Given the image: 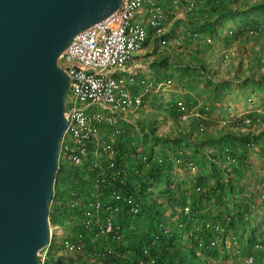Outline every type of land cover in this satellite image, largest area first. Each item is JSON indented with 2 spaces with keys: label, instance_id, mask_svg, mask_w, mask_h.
Instances as JSON below:
<instances>
[{
  "label": "rangeland",
  "instance_id": "374dc122",
  "mask_svg": "<svg viewBox=\"0 0 264 264\" xmlns=\"http://www.w3.org/2000/svg\"><path fill=\"white\" fill-rule=\"evenodd\" d=\"M191 1L194 3V10L201 2ZM195 17L196 13L193 12L174 16L164 27L162 37L167 39V44L162 46L158 37H150L145 47L134 56L129 70L137 72L141 78H147L151 86L144 94L143 106L136 117L120 119L113 116L114 126L120 129V134L111 136V145L115 151L116 148L122 147L124 155L135 149L137 153L123 157L124 161L130 168H139L144 173L149 171V166L154 161H170L168 172L175 182L173 189L184 195V201L172 206L168 201L161 199L164 204L157 207V211L161 213L163 220L167 217L168 222L176 224L180 233L191 235L194 241L203 245L208 253L197 250L199 256L207 257L211 264H264V238L260 235L259 227L260 224L264 228V82L245 79L250 75L245 52L243 64L237 69L235 47H239L240 40L235 41L232 38L231 46H226L222 40H215L209 35L212 46L210 51H197L195 49L201 48L199 44L184 41L186 36L199 34L196 25L191 24ZM258 23L260 24L259 21ZM239 24L240 21H230L227 27L234 33ZM227 34L231 35L230 32ZM258 38L263 39L264 36ZM251 43L253 41L244 45L249 46ZM164 57H167L166 60ZM204 61L206 64H203ZM187 63L203 65L204 69L211 70L213 75L210 74L209 77L206 71L201 73L199 70L187 69L184 65ZM262 66L258 64L257 68L264 73ZM236 76L240 79H236ZM167 80H170L168 86ZM178 101L183 102L186 107L185 120H181L183 113L176 108ZM152 113H160L161 116L157 117L159 125L150 129L145 118H151ZM171 117L176 118L184 129L182 134L172 125ZM248 117L252 119L250 128L245 126L248 125L245 122ZM191 122H203L202 134L211 135L214 139L225 138L226 135H220L222 127H235L242 123L241 133L244 135V141L239 140L240 142L235 144L237 153L245 155L244 181L248 184L247 190L255 195L256 203L251 212V216L256 217L254 232L250 231L244 221H239L233 212L234 207L221 186L226 180L224 170L214 167V161L206 153H200V148L205 147L202 140L196 138L198 140L194 143L188 136ZM223 122L226 125H223ZM103 132L110 134L109 127H105ZM235 133H240V130ZM232 140L236 142V139ZM209 144L211 149L214 148L213 142ZM222 146L223 144L219 146V151ZM144 153L146 162L141 165L139 160ZM100 160L105 161L104 158ZM162 173L163 170H160L158 187L151 191L155 196L153 201L158 200L156 196L164 186ZM75 176L69 169L57 170L53 201L63 205L68 203L71 192L79 188L80 179ZM132 183L137 186V183ZM220 195L223 196L222 199ZM52 206V203L49 204V207ZM240 208L236 205L234 209L238 211ZM77 215L78 212H72L65 227L54 226L49 221L52 241L48 248L39 252V256L52 249V253H55L57 258L60 257L58 255L63 253L60 248L61 239L72 235L76 228ZM142 216L140 214L134 221H130L128 238L123 242L126 245L137 241L142 228L149 226ZM118 218L117 222L121 223ZM250 226L254 227V224L251 223ZM121 240H124L123 232ZM105 245L103 239L98 240V249L102 251ZM80 258L81 260L65 263L97 264V258L93 256L83 255ZM56 262L50 261L48 264H57Z\"/></svg>",
  "mask_w": 264,
  "mask_h": 264
},
{
  "label": "water",
  "instance_id": "95a60500",
  "mask_svg": "<svg viewBox=\"0 0 264 264\" xmlns=\"http://www.w3.org/2000/svg\"><path fill=\"white\" fill-rule=\"evenodd\" d=\"M122 0H0V264H41L69 77L61 56Z\"/></svg>",
  "mask_w": 264,
  "mask_h": 264
},
{
  "label": "built area",
  "instance_id": "2783aa9c",
  "mask_svg": "<svg viewBox=\"0 0 264 264\" xmlns=\"http://www.w3.org/2000/svg\"><path fill=\"white\" fill-rule=\"evenodd\" d=\"M193 10L191 0H122L112 16L77 35L62 54L69 80L64 110L67 126L60 142L58 164L88 170L93 185L88 195L72 193L66 205L78 212L75 227L79 230L61 239L65 257L98 258L112 253L109 243H121L118 216L139 214L141 205L130 177L140 175L141 170L130 168L125 161L116 164L117 152L111 145V136L120 134V129L114 126L113 116L136 117L151 86L147 78L129 70L134 56L153 36L165 46L168 41L162 36L166 23ZM168 84L170 80L166 81ZM176 108L183 113L181 120H185L184 103L176 102ZM105 127H109L110 134L103 132ZM108 182L113 188L104 192ZM50 233L49 245L51 228ZM99 239L106 242L102 251L96 248ZM39 258L41 264L49 262L48 253ZM65 261L70 260L61 258L57 264H67Z\"/></svg>",
  "mask_w": 264,
  "mask_h": 264
},
{
  "label": "trees",
  "instance_id": "16d2710c",
  "mask_svg": "<svg viewBox=\"0 0 264 264\" xmlns=\"http://www.w3.org/2000/svg\"><path fill=\"white\" fill-rule=\"evenodd\" d=\"M193 13H196V17L195 21L191 24L196 25L199 34L195 36H186L188 39L185 38L184 41H191L195 44H199L201 48L195 49L197 51H201L202 49L210 51L212 46L209 35H212L215 40H222L226 46H231L232 38L235 41L240 40L239 47H235V52H237V69L243 64V54L245 52L247 53V57L245 58L247 67L250 70V75L245 77V79L248 81H250L248 78L252 80L257 79L264 82V73L257 68L258 64L264 66V0H201L198 8L195 9ZM230 21L232 23L240 21L238 29L235 30L234 33L230 27H227ZM249 31L252 32L249 33ZM227 32H230L231 35H228ZM234 34L237 36L235 37ZM260 36L263 39H259L258 37ZM250 41H253V43L249 46L244 45L250 43ZM240 47H242V49ZM166 58L167 57H164L165 60ZM203 64H206L205 61ZM184 65L186 66L185 68L190 70H199L201 73L206 71L209 77L211 76L210 74L213 75L211 70H205L203 65H190L188 63ZM235 78L240 79L237 76ZM158 116H161V114L152 113L151 118H145V120L148 121V128H155L159 125L157 121ZM171 119L172 125L176 129H179L180 134H182L184 129L180 126V123H178L176 118L171 117ZM190 124L191 129L188 131V136L193 140L192 142L196 143V140L200 139L205 143V147L200 148V153H206L209 158L214 161V163H212L214 167L224 170L223 175L226 176V180L225 184L221 186L224 187V193L229 202L232 203V206L234 208H236V205L241 207L238 211L233 208V212L236 214L237 219L239 221H244L245 225H248L250 231L254 232L256 229V217L251 216V212L256 203L255 195L249 193L247 190L248 184L244 181L246 176L245 155L243 153H237L235 144L240 142L239 140L244 141V135L241 133L242 123L235 127H222L220 135H226L225 138L222 139L220 137L214 139L211 135L202 134L204 130L203 122H191ZM251 124L252 119L248 125H244L250 128ZM144 128L141 129L144 130ZM238 130H240V133H235ZM232 139H236V142ZM212 142L214 148L211 149V144L209 143ZM221 144H223L222 150L219 151L218 148ZM116 152V164L124 161V158H127L126 156L137 153L134 149L130 151V153L124 155L125 153L122 151V147L116 148ZM145 156L144 153L139 160L141 165H145ZM169 165L170 161L166 159L162 163L154 161L149 166L150 169L148 168V172L146 171L144 173L141 171L140 175L130 177V182L137 183V186L132 183L133 187H135L133 193L141 205V210L135 217L137 218L142 214V217L146 219L149 226L147 228H142L137 241L132 242V244L128 246L123 242L128 238L127 233L130 230V221H134L135 217L122 214L119 215L118 220L121 222L124 240H121L119 245L109 243L112 253L98 257L97 264H140V262L141 264H211V262L207 260V257H201L197 254V250L208 253L203 245H199L194 241L191 235L180 233L179 227L176 224L173 225L171 222H168L169 219L167 217L163 220L161 213L159 214L157 211V207H161L164 204L162 200L168 201L172 206L184 201V195L173 189L175 182L170 178L168 172ZM228 167L230 169L227 170L226 168ZM64 169H69L71 174L76 175L75 177L80 179L78 184L79 188L71 193H76L79 196L88 195L93 189L92 175L90 172L84 168H73L59 162L57 170L62 171ZM160 170H163L164 186L162 187L161 193L156 196L158 200L153 201L155 196L151 191L153 188L158 187L160 183ZM104 188V192H108V190L113 188L112 183H106ZM116 189L120 190V187L116 186ZM220 198L222 199L223 196L220 195ZM53 200L54 199L50 201V204L52 203L53 206L49 207L48 220L51 221L54 226L65 227L67 219L70 218V214L76 211L66 206L67 204L63 205V203H57ZM77 216L79 217V214ZM153 222L155 223L153 224ZM251 223L254 224V227L250 226ZM259 227L260 235L264 238V228H262L263 226L260 224ZM74 230L79 229L77 227ZM96 248L100 250L98 249L99 247ZM51 250L52 249L48 252L49 262L57 261L56 263H60L61 258H67L70 261L81 260L80 256L65 257L64 253L58 255L60 257L57 258L55 253H52L53 250ZM144 251H146V253H144Z\"/></svg>",
  "mask_w": 264,
  "mask_h": 264
},
{
  "label": "clouds",
  "instance_id": "9594fccd",
  "mask_svg": "<svg viewBox=\"0 0 264 264\" xmlns=\"http://www.w3.org/2000/svg\"><path fill=\"white\" fill-rule=\"evenodd\" d=\"M248 118H250V117H248Z\"/></svg>",
  "mask_w": 264,
  "mask_h": 264
}]
</instances>
